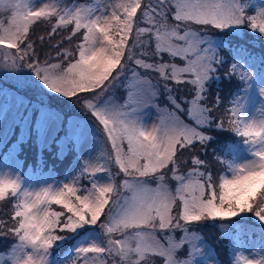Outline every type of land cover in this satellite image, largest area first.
<instances>
[{"label": "snow or ice", "instance_id": "1", "mask_svg": "<svg viewBox=\"0 0 264 264\" xmlns=\"http://www.w3.org/2000/svg\"><path fill=\"white\" fill-rule=\"evenodd\" d=\"M37 21L50 25L49 39L41 36L39 45L29 35ZM244 27L264 36V4L96 0L32 7L31 0H0V68L27 67L64 97L94 94L79 100L108 149L105 163L85 161L59 186L35 190L17 172L0 170V202L11 207L8 220L0 214V235L17 240L0 254V264H214L188 225L251 213L264 226V100L252 111L256 98H264V72L254 74L234 58L226 75L244 84V95L231 107L222 108L219 95L207 103L226 61L219 55L223 42L202 30ZM53 36L61 39L52 44ZM117 86L126 89L123 102L114 98ZM162 93L170 107L159 105ZM149 108L157 112L151 125L145 123ZM49 118L42 110L38 123ZM226 124L241 140L216 157L224 174H214L200 152L213 139L205 133ZM97 227L102 240L91 231ZM68 241L75 243L67 254L55 256L53 248ZM233 264H264V248L251 257L238 252Z\"/></svg>", "mask_w": 264, "mask_h": 264}, {"label": "rangeland", "instance_id": "2", "mask_svg": "<svg viewBox=\"0 0 264 264\" xmlns=\"http://www.w3.org/2000/svg\"><path fill=\"white\" fill-rule=\"evenodd\" d=\"M18 2H23V0H18ZM251 2L256 6L264 4V0H251ZM46 3H58L62 7L83 4L77 0H31L32 7L43 6ZM214 30L213 28H208L207 30H202V34L213 40H220V37H224L220 31L218 32V29L215 32ZM241 30L242 28L237 31ZM49 31L50 25L47 22L37 21L31 26L29 35L39 45L41 36L47 42L49 39ZM60 39V36H53L51 38L52 44L57 43ZM249 41L251 43L255 42L256 45L264 50V43L262 41L256 38L254 41L251 37H249ZM225 43L227 44V40ZM43 47L46 51H51V46L47 43ZM37 50L39 51V48ZM41 56H43V53H41ZM235 57L241 58L240 62L245 64L254 74L264 72V69L259 66V62L251 57H247L244 51H238ZM164 59L165 61L169 59L166 54ZM176 63L183 66V62L179 59L176 60ZM150 78L154 82L157 80L155 74H150ZM169 86L171 87L173 85L170 83ZM160 87H163L162 81L160 82ZM181 89H183V86H181ZM82 95L94 94H78L77 97L71 98L64 97L48 90L40 79L27 67H22L19 71L0 68V170H13L17 172L24 179L25 187L31 186L33 189L38 190L50 184L59 186L65 182H70L73 176L79 174V169L85 161H92L93 163L99 164L105 163L108 149L105 144L104 135L97 126L95 118L82 106V102L79 100V96ZM177 95L178 97L184 95L183 90L178 92ZM243 95L244 84L241 83L240 92L234 93L233 97L229 98L230 106L228 107L232 106L231 101L235 97ZM250 95H255V93H250ZM165 96L166 94L162 93L158 100L161 108L170 107ZM114 98L118 102H123L126 98L125 87L117 86L115 88ZM261 100H264V98H256V103L253 105L252 111L260 106ZM42 110L48 113L50 118L46 119L43 123H38ZM215 114L218 115L219 113L216 112ZM155 122H157V112L154 108H149L145 115V123L151 125ZM226 128L227 125H225V132ZM223 132L224 130H208L205 134L211 135L213 139L209 142L206 149L200 152V155L208 162L209 169L213 173L216 168L212 160L213 145L220 141V137L224 134ZM35 134L36 137L33 138ZM59 135L60 137L57 138ZM55 142L60 144V150L58 152H61V157H63L60 160L62 163L61 168L67 164L66 161L71 156L73 158L70 161L71 165L69 168L61 172L62 176H59L60 167L55 169L50 166L49 169H46L42 162V151L49 148L50 145L53 146ZM54 148L55 146L52 149ZM57 150L55 153H58ZM37 152L40 153L38 159L41 164L36 168L31 163L36 157ZM51 153L53 154L54 152ZM243 154L247 156L246 151ZM223 155L225 156L224 153ZM224 156L221 155L220 157L224 158ZM188 170L190 169H181L182 172ZM113 171L115 172L114 166ZM219 174L224 173L220 170ZM100 179L104 182L107 180V176L102 175ZM119 179L117 177V180ZM168 183L171 187L175 186V182L170 179ZM82 184L87 186L88 180H83ZM53 207L58 208V206ZM9 213H11V207L8 206V202H0V214H3L5 220L9 219ZM240 219L243 220V224L233 235L231 224L235 220ZM188 227L190 230L196 231L203 238L200 243L204 246L207 254L205 259H212L214 264H233L234 262L229 259H226L225 262L221 260V257L227 254V252L225 254L226 248L224 249L221 238H226L229 241V250H233L236 244V248L233 250V253L236 254L242 251L244 255L251 257L261 252L262 248H264V226L256 220L249 223L246 219L244 221L241 216L226 220L217 219L215 221L206 219L200 222H193ZM216 228L222 230L223 233L218 234ZM91 231L95 233L97 240L103 239V235L100 233L98 227L91 229ZM59 234L72 235L71 233ZM175 235L179 238L182 236V233L177 231ZM15 243H17V240L14 235H0V244L2 245L0 254L8 253ZM74 243L75 241H68L58 249L54 247V255L57 257L64 256ZM180 255L183 256L184 253L181 252ZM201 264H203V261H201Z\"/></svg>", "mask_w": 264, "mask_h": 264}, {"label": "trees", "instance_id": "3", "mask_svg": "<svg viewBox=\"0 0 264 264\" xmlns=\"http://www.w3.org/2000/svg\"><path fill=\"white\" fill-rule=\"evenodd\" d=\"M79 2H82L83 4H87V3H95V0H77ZM217 31V29L214 30V32ZM220 30H218L219 32ZM237 30H225V31H220V33H222V35L224 37H220V41H222V46L219 49V55L221 57H223V59L226 61V63L223 65V67L220 69V71L218 72V75L220 76V79L218 81H213L210 84V88H209V93H208V100L207 102L209 104L212 103V100L214 99L215 96L219 95L221 97L222 100V108L224 107H228L230 106V101L229 100V96L233 95L235 93V88H237L239 81L236 77H232L229 78L226 75V72L228 70L229 64L231 63V60H233L234 57L238 51H244L247 55V57H251L254 60H257L259 62V66L262 67L264 69V65L261 64V59L264 58V50H262V48H260V46L256 45L255 42H250L249 41V37H251L254 41L255 38L257 40H260L264 43V36H260L257 33L252 32L251 29L244 27L242 28L241 31H237ZM227 40V44L225 43V41ZM232 58V59H231ZM220 114V111H217ZM218 114V115H219ZM36 120V119H35ZM37 121V120H36ZM227 125V124H226ZM228 127V126H227ZM224 134L222 135V137H220V141L216 142L213 145V164L216 166L215 170H214V174L215 173H219L220 171V165H218L216 163V157L219 155L220 157V150L223 147V144H226L227 146L230 145L229 143L235 139V136L233 135V133L231 131H228L226 128V132L224 130L223 132ZM36 137V134L33 135V138ZM60 135L57 137L59 138ZM36 142V141H35ZM38 143V142H36ZM8 145H10V143H8ZM38 145V144H37ZM53 146H55L54 149ZM49 146V148L45 149L42 151V162L44 163V167L46 169H49L50 166L56 168H59L60 166H62V163L60 162V160L63 158L61 157L62 153L58 152L60 150V144L56 143ZM56 149L58 153L56 152ZM51 152H54L53 154ZM39 155L40 153L37 152L36 157L34 158L33 162L31 163L33 165V167H39V165L41 163H39ZM72 157V156H71ZM69 158L66 165H64L62 168L60 167V175L62 176L61 172H64L65 169L69 168V166L71 165V160L73 158ZM62 169V170H61ZM246 216L249 223L253 222L255 220V218L252 216L251 213H245L243 214V216ZM245 221V219H244ZM243 224V220H235L232 224H231V230H232V234L234 235L235 232L238 230V228ZM237 228V229H236ZM217 233L221 234L223 233L222 230L216 228ZM11 238V237H10ZM9 239V238H8ZM10 240V239H9ZM221 241H223V245H224V249H225V254L227 252L226 255H224L223 257H221V260H224V262L226 261V258L228 257L229 254V248H228V240L226 238H221ZM0 248H2V245L0 244ZM223 264V263H222Z\"/></svg>", "mask_w": 264, "mask_h": 264}]
</instances>
